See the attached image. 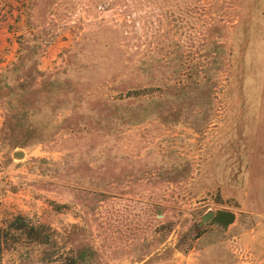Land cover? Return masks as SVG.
I'll list each match as a JSON object with an SVG mask.
<instances>
[{"label": "rangeland", "instance_id": "obj_1", "mask_svg": "<svg viewBox=\"0 0 264 264\" xmlns=\"http://www.w3.org/2000/svg\"><path fill=\"white\" fill-rule=\"evenodd\" d=\"M0 226L3 264H264V0H0Z\"/></svg>", "mask_w": 264, "mask_h": 264}, {"label": "water", "instance_id": "obj_2", "mask_svg": "<svg viewBox=\"0 0 264 264\" xmlns=\"http://www.w3.org/2000/svg\"><path fill=\"white\" fill-rule=\"evenodd\" d=\"M23 155L22 151H13V157H20ZM236 220V214L230 210L217 209L215 211H208L201 217L199 225L204 224L207 221L218 224L226 229L230 224Z\"/></svg>", "mask_w": 264, "mask_h": 264}, {"label": "trees", "instance_id": "obj_3", "mask_svg": "<svg viewBox=\"0 0 264 264\" xmlns=\"http://www.w3.org/2000/svg\"><path fill=\"white\" fill-rule=\"evenodd\" d=\"M16 229H22L21 226L15 227ZM30 230H34L33 227H30ZM7 229L0 226V264H3V252H4V241L6 238Z\"/></svg>", "mask_w": 264, "mask_h": 264}]
</instances>
